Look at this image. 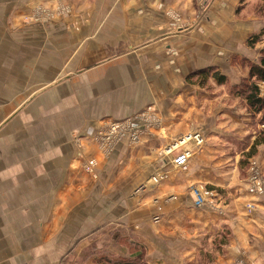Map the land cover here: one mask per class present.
Wrapping results in <instances>:
<instances>
[{"label":"crops","instance_id":"0c3cea01","mask_svg":"<svg viewBox=\"0 0 264 264\" xmlns=\"http://www.w3.org/2000/svg\"><path fill=\"white\" fill-rule=\"evenodd\" d=\"M243 1L0 0L1 38L10 21L5 20V12L9 17L12 11V20L17 22L35 8L57 4L66 6L65 12L49 21L50 30L61 36H82L72 46H41L52 52L69 50L61 62L57 56L31 58L34 49L0 51V264H121L139 255L144 264H264V190H250L251 168L240 175L237 164L256 135L250 132V140L242 144L241 128L230 127L239 119L246 126L245 135L252 123L240 97L230 93L225 97L231 103L237 101L248 113L234 107L215 116V120L225 121L224 127H211L204 118L199 128L207 140L224 138L226 144L218 146L224 149L227 145L238 157L232 159L234 163L215 165L218 155L208 146L216 144L207 141L201 151L192 154L185 179L186 184L196 180L210 188H223L218 191L223 192L224 200H209L198 210L190 209L191 199L182 192L172 194L170 201L168 196L138 202L128 197L116 203L101 200L90 207L93 217L85 220L67 215L83 204L71 205L75 208L69 210L66 206V196L74 187H66L65 179L70 171H78L84 153L96 151L97 122L114 113L115 118L124 116L112 107L124 97L131 102L128 112H137L162 94L182 91V79L188 74L226 64L243 43V39L235 42L233 35L258 31L251 21L236 17ZM49 23L24 24L17 31L23 34L30 28L39 40ZM61 23L62 32L55 28ZM53 33L47 32L48 37ZM95 35V41L88 40ZM59 68L66 75L54 81ZM235 79L232 86L239 83ZM110 87L118 93H107ZM113 96L117 97L107 99ZM82 98L83 106L76 107L74 100ZM180 99L179 94L173 102H155V112L168 108V119H162L165 131L169 125L187 123H178L176 115L171 116L178 108L193 106L186 107ZM60 100L66 102L69 115H82L84 124L74 117L48 142L50 132H45L42 119L37 136L25 138L26 130L15 120L26 125L30 118L59 117L60 108L65 109L64 103L56 105ZM248 163L260 172L264 188V145L257 146ZM216 168L227 172L216 176ZM163 189L157 187L155 193L161 195ZM136 202L137 209H132ZM156 214L161 221L153 223Z\"/></svg>","mask_w":264,"mask_h":264},{"label":"rangeland","instance_id":"374dc122","mask_svg":"<svg viewBox=\"0 0 264 264\" xmlns=\"http://www.w3.org/2000/svg\"><path fill=\"white\" fill-rule=\"evenodd\" d=\"M245 1L247 3L243 1L236 9V17L242 21H251L254 24V28H256L258 31L247 35H233L234 41L237 43H240L241 39H243L242 42L244 43V46L243 43L241 46L237 45L238 53L233 52V54L227 58V63L223 66L218 65L215 67H208L210 69L212 68L210 73L219 72L220 74H224L227 78L225 83L218 84L216 79L210 75L206 79V83L201 86L196 83V76L192 77L188 74V76L183 77L182 79L184 86L182 91L178 93L173 92L162 94L161 96L157 97L156 100H151V103L150 101L145 103L143 108L137 112H128L131 102H127L124 97L122 103H118L117 106L112 105L116 111L119 110V113L124 114V116L115 118L116 116L114 115L116 114L114 113L112 116L102 118L97 122L100 127L99 130L97 129L93 137L96 151H93V154L90 155L84 153L85 155H83V159L80 160L78 165V171L75 174L74 172L70 171L65 179L66 187H74V190H71V192H69L66 196L67 210L71 209V207L75 208L71 205L83 204L82 207L80 206L78 208V211L72 210L71 213H67L69 219L73 218L85 220L86 218H92L93 215L91 214L92 210L90 207H94V205L98 202H101V200H108L116 203L121 202L128 197L130 199L132 198V201L137 200L138 202L144 199L151 200L154 197L168 196L166 200L170 201L174 197L171 196L172 194H175L176 192H182L183 195L189 196L191 199V208H189L198 210L199 208L201 209L205 207L209 200L213 201V199L216 198V201H222L225 199L224 194H222L223 192L221 193L218 191V189L223 190V188L221 189L220 187L216 186H213L214 188H210L211 185L196 180L186 184L185 179L187 177V171L190 168L189 165L193 156L192 154L197 151H201L204 148L203 145L207 141H213L212 143L216 144V146H208L211 152L215 153L214 155H218V158L215 159V165L220 166L222 162H228L229 164L234 163V161L232 162V159L235 160V158L238 157L237 154L239 153L232 154L231 149L227 147V145L224 149L218 146L226 144L224 138H212V141L207 140L209 137L203 135L199 127L201 123L203 124L204 118L206 120L205 123L211 127H224L225 121L215 120V116L219 113L226 114L228 109L231 110L234 107L240 109L243 113L249 112L246 106L245 107L248 112H245V108L242 109L239 104H237V101L234 100V102L231 103L232 101L225 97L228 93L234 95L233 90L236 88L234 86L239 87L242 85V81L248 77L246 71H248L249 66L252 63L259 62L260 51L264 48V34L259 40L254 42L253 45L249 43L250 38H252L254 34H259L262 30V27H264V0ZM65 7L66 6L63 7L57 4L50 8H35V10L20 17L19 21L17 22L12 20V11L9 13V17L7 12H5V20L7 22L9 20L10 21L7 23L8 26L6 25L5 27L6 33L3 34L5 36L2 38L0 37V51L34 49L35 53L30 56L31 58L33 56L37 57L39 54L42 60L45 58L47 60L49 57L52 58L57 56L60 60L58 62H61L63 59H65L64 56L70 54L68 52L69 50L62 52H52V49L49 50L48 48H43L41 46H72V44H76L80 41L79 39L75 40V38H82V36L80 37L75 35L61 36L59 34H54L52 30H50L51 23H49V21L61 16V11H64ZM36 22L49 23L48 26H44V28L41 27L44 29V32L42 33L43 36H39V40L38 37H36L37 35L35 36V34L30 31V28H26L23 34L17 31L18 27L24 26V24L27 25ZM55 28H58L57 30H60L61 32L64 30L62 23L59 26L55 25ZM55 28L54 26L52 27V29ZM47 32L49 34L53 33L54 35L48 37ZM90 39L95 41L96 35L92 38H88V40ZM49 41L51 42L49 43ZM38 48L42 49L41 52H39L40 49ZM44 49H46V51ZM77 53L80 55L81 51L76 52V54ZM54 59L56 60V58ZM110 68L113 69L114 67L112 66ZM65 75V69L59 68L57 73H55L53 80H61ZM234 79L239 80V83L232 86L231 81ZM107 82L108 84L113 83L111 80H107ZM220 84H223V86ZM216 85L221 86L222 89H217V87H215ZM259 87L262 88L263 93H261L264 95V86L260 84ZM112 88L113 87H110L107 90V93L112 95L118 93V91L114 92ZM193 88L196 90H192ZM200 92L205 93L203 94ZM179 94L181 95L180 101H184L186 103V107L193 106L186 110L184 108L185 111L178 108L176 110V114L174 113L171 115H176L175 121L178 123L187 121V123L173 125L175 129L173 133H171L170 129L173 126L169 125V128L165 131L162 121V119H168V108H162V110L159 109L157 112H155L153 107L156 106L155 102L159 103V101L163 100L173 102L175 97ZM114 97L117 96L107 97V99H113ZM189 101L192 102V104H189ZM63 103L65 104V109L60 108L62 115L59 117L49 118L45 116L38 119L30 118L27 119L26 125L25 123L21 124L20 120H15L18 122L20 127H23V129L26 130L25 138L31 136L32 139V137L37 136V128L39 125H41L42 119L44 121L43 125L46 129L45 132H50V134L46 136V140L48 142L53 141V139L50 137H53L55 133L60 132V128L63 123L73 119L74 117H76L77 121H80L81 124H84L82 115L68 114L69 108H66V102L60 100L56 105L62 107ZM195 104H198L199 106H196ZM74 105L76 107L83 106V98L75 99ZM110 105L111 104H109V106ZM260 116L261 113L256 114L254 119L260 118ZM37 120H39V123L38 125H35L37 124ZM117 122L119 123L116 124ZM251 122H253L252 119ZM235 124L237 127L241 128L239 129V132L242 136V140L240 141L242 144L247 143L246 141H248V139L250 140V132L253 131L254 134L257 135L255 132L258 129H262L263 127L261 124L257 125L254 123L255 126L254 124L253 126L251 125L249 132L244 135L243 133L247 130L246 126L240 125L239 119H235L230 123V127L231 125ZM198 133H201L203 138H201ZM156 134L159 135L160 139L158 136H156ZM151 135H155L156 139H154V137ZM197 135L200 137L198 140H196ZM209 135L212 136L211 134ZM78 138L80 139L81 136ZM80 140L82 141V139ZM80 140L78 143L80 146H82ZM183 140L185 143L176 145V147L171 150L170 153H167V150L170 148V146H175L177 142ZM216 148L220 151L215 152L214 149ZM182 150L190 151V158L184 167L174 166L172 163L173 158ZM118 153H120V155ZM241 157L242 155L238 157L237 163L240 170V175L243 174V171L248 172L250 168L252 169V166L250 167L249 163L248 167L242 168V164L239 163ZM216 170H218L216 176H220L221 174H225L227 172L226 168L224 170H219L216 168ZM229 173H231V171ZM161 186L164 188L163 194L158 195L155 193V189ZM193 186H201L206 192H208L205 195L206 199L203 205L196 206L194 204V196L191 193ZM79 190L82 191V195L77 194ZM73 192H75V194ZM137 202L135 205L132 203V209H137ZM159 208H157V212H159ZM152 221L153 223L161 221L159 214L154 215L152 217ZM86 228L87 227L84 229ZM137 246V244L134 245L135 248Z\"/></svg>","mask_w":264,"mask_h":264},{"label":"trees","instance_id":"16d2710c","mask_svg":"<svg viewBox=\"0 0 264 264\" xmlns=\"http://www.w3.org/2000/svg\"><path fill=\"white\" fill-rule=\"evenodd\" d=\"M264 34V27L259 34H254L252 38H250L251 45L254 44L257 40H259ZM212 69V68H211ZM210 68H203L201 70H197L195 72L190 73L192 77L196 76V83L203 86L206 82L208 76H212L216 79L217 83H225L227 78L224 74H220L219 72L210 73L212 70ZM239 87H236L234 91V95L240 97L245 106L247 107L249 113H251L252 126L254 123L263 125L262 129H256L255 132L257 135L253 139L249 150L242 152V157L239 160V163L242 164L243 167H248V159L251 158L257 152L258 145H264V95H262L261 88L259 85L264 86V48L260 51L259 62L252 63L248 69V77L245 78ZM260 118L254 119L256 114H260ZM255 126V124H254ZM250 138V136H249ZM142 255L135 257L133 260L126 261L121 264H144V260L141 258Z\"/></svg>","mask_w":264,"mask_h":264},{"label":"built area","instance_id":"2783aa9c","mask_svg":"<svg viewBox=\"0 0 264 264\" xmlns=\"http://www.w3.org/2000/svg\"><path fill=\"white\" fill-rule=\"evenodd\" d=\"M118 123L119 122H117L116 124ZM196 137H197L196 140L200 139L198 135ZM189 158H190V151L182 150L181 152L175 155L172 163L174 166L184 167L187 164ZM248 179H249L250 187H251L250 190L257 191V192H263L264 190L263 182L260 179V172L258 171V169H256V167L252 166ZM191 193L194 196L193 201L196 206H200L205 203V199H206L205 195L208 192H206L201 186H193L191 189ZM247 208H252V206L247 205Z\"/></svg>","mask_w":264,"mask_h":264},{"label":"bare ground","instance_id":"6f19581e","mask_svg":"<svg viewBox=\"0 0 264 264\" xmlns=\"http://www.w3.org/2000/svg\"><path fill=\"white\" fill-rule=\"evenodd\" d=\"M190 138H193V137H190ZM188 141V140H187ZM185 143V142H184ZM183 144V143H182ZM176 145H180L179 144V142H177L176 144H175V146H170V148L167 150V153H170L171 152V150H173L175 147H176ZM173 152V151H172Z\"/></svg>","mask_w":264,"mask_h":264}]
</instances>
